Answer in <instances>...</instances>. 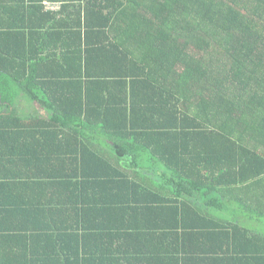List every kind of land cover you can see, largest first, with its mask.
Masks as SVG:
<instances>
[{
  "label": "trees",
  "instance_id": "trees-1",
  "mask_svg": "<svg viewBox=\"0 0 264 264\" xmlns=\"http://www.w3.org/2000/svg\"><path fill=\"white\" fill-rule=\"evenodd\" d=\"M256 222L264 0H0V264H264Z\"/></svg>",
  "mask_w": 264,
  "mask_h": 264
},
{
  "label": "built area",
  "instance_id": "built-area-1",
  "mask_svg": "<svg viewBox=\"0 0 264 264\" xmlns=\"http://www.w3.org/2000/svg\"><path fill=\"white\" fill-rule=\"evenodd\" d=\"M42 5L45 11H57L60 8L59 3H50V2L45 1L42 3Z\"/></svg>",
  "mask_w": 264,
  "mask_h": 264
},
{
  "label": "rangeland",
  "instance_id": "rangeland-1",
  "mask_svg": "<svg viewBox=\"0 0 264 264\" xmlns=\"http://www.w3.org/2000/svg\"><path fill=\"white\" fill-rule=\"evenodd\" d=\"M253 226L259 229L260 232L264 233V222H256Z\"/></svg>",
  "mask_w": 264,
  "mask_h": 264
},
{
  "label": "crops",
  "instance_id": "crops-1",
  "mask_svg": "<svg viewBox=\"0 0 264 264\" xmlns=\"http://www.w3.org/2000/svg\"><path fill=\"white\" fill-rule=\"evenodd\" d=\"M33 108V107H32ZM23 110L25 111V112H29V111H31L30 109H29V106L28 105H26L25 106V108H23ZM67 196H69V195H67ZM97 196H100V195H97ZM113 196V195H112ZM116 244H118V243H116Z\"/></svg>",
  "mask_w": 264,
  "mask_h": 264
}]
</instances>
